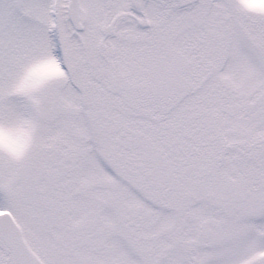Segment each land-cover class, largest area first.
I'll return each instance as SVG.
<instances>
[{
  "label": "snow or ice",
  "instance_id": "1",
  "mask_svg": "<svg viewBox=\"0 0 264 264\" xmlns=\"http://www.w3.org/2000/svg\"><path fill=\"white\" fill-rule=\"evenodd\" d=\"M0 264H264V0H0Z\"/></svg>",
  "mask_w": 264,
  "mask_h": 264
}]
</instances>
